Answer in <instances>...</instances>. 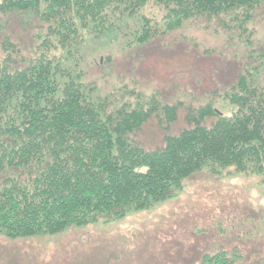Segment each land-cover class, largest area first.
Here are the masks:
<instances>
[{
  "label": "trees",
  "instance_id": "1",
  "mask_svg": "<svg viewBox=\"0 0 264 264\" xmlns=\"http://www.w3.org/2000/svg\"><path fill=\"white\" fill-rule=\"evenodd\" d=\"M263 1L0 0V13L25 10L43 21L35 54L23 64L14 63L16 44L8 36L1 42L0 232L10 237L55 233L122 218L175 196L183 179L203 168L222 175L233 167L264 183V76L260 82L254 73H264L262 51H256V70L240 73L222 94L232 105L229 113L211 99L189 106V126L166 134L163 144L151 149L129 133L153 114L168 127L180 102L130 90L133 101L112 106L64 61L87 34L129 28L134 40L145 42L194 16L228 14L244 31ZM150 2L164 10L161 23L141 11ZM209 116L215 120L207 125ZM235 256L224 249L205 252L201 264H235Z\"/></svg>",
  "mask_w": 264,
  "mask_h": 264
},
{
  "label": "rangeland",
  "instance_id": "2",
  "mask_svg": "<svg viewBox=\"0 0 264 264\" xmlns=\"http://www.w3.org/2000/svg\"><path fill=\"white\" fill-rule=\"evenodd\" d=\"M141 11L162 22L164 10L153 2ZM246 21L242 31L228 14L194 16L145 42L134 40L129 28L87 34L64 61L112 106L133 101L130 90L180 102L168 127L153 114L129 133L151 149L162 145L166 134L189 126V106L211 99L223 113L232 110L222 94L240 73L256 70V51L264 53V1ZM41 24L25 10L0 13V57L8 36L19 49L14 63L23 64V58L35 54ZM254 73L263 82V71ZM214 120L209 116L204 123ZM228 169L222 175L207 168L196 171L183 179L175 196L115 220L19 237L0 232V264H201L203 253L219 249L237 254L235 264H264V183L258 175Z\"/></svg>",
  "mask_w": 264,
  "mask_h": 264
}]
</instances>
